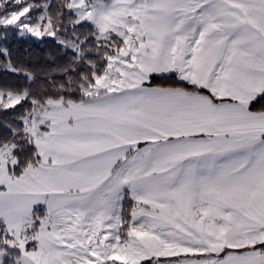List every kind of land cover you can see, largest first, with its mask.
Listing matches in <instances>:
<instances>
[{
    "label": "snow or ice",
    "instance_id": "snow-or-ice-1",
    "mask_svg": "<svg viewBox=\"0 0 264 264\" xmlns=\"http://www.w3.org/2000/svg\"><path fill=\"white\" fill-rule=\"evenodd\" d=\"M0 264H264V0H0Z\"/></svg>",
    "mask_w": 264,
    "mask_h": 264
}]
</instances>
